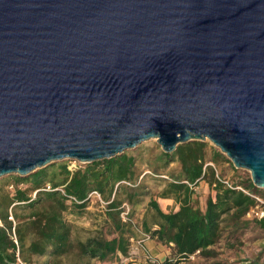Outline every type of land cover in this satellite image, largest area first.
Here are the masks:
<instances>
[{"label":"water","instance_id":"95a60500","mask_svg":"<svg viewBox=\"0 0 264 264\" xmlns=\"http://www.w3.org/2000/svg\"><path fill=\"white\" fill-rule=\"evenodd\" d=\"M150 138L264 189V0H0V177Z\"/></svg>","mask_w":264,"mask_h":264},{"label":"trees","instance_id":"16d2710c","mask_svg":"<svg viewBox=\"0 0 264 264\" xmlns=\"http://www.w3.org/2000/svg\"><path fill=\"white\" fill-rule=\"evenodd\" d=\"M207 147L204 140H190L178 144L174 152H161L159 156L164 163H179V172L170 174L171 180L159 193L162 198L174 199L177 208L165 211L156 199L151 198L141 227L158 242L171 246L172 257L165 258V263L186 257L196 250L202 255H212L211 247L220 241L226 227L237 226L254 204L242 189L264 195L249 177L228 186L208 164L218 162L220 152L212 151L208 160ZM119 156L89 162L84 168L73 171L62 162L56 164L57 168L55 165L41 167L25 177L15 175L13 193H0V264H16L17 251L22 262L32 255H49L52 259L68 253L74 242L72 227L65 214L82 213L91 191L99 192L108 201L105 215L114 235L106 238L101 232H95L82 241L77 240L80 254L101 261L118 254L127 257L130 240L136 233L131 222L120 218L118 203L112 194L117 182L130 179L133 158ZM200 180H205L213 191L206 198L203 209L198 205L194 190ZM19 183H28L29 186L18 188ZM46 184H50L49 190L42 189ZM30 191H36L34 197L29 195ZM67 196L77 201L67 202ZM129 197L131 199V194ZM15 205L30 209L26 217L15 221L17 244L12 238L13 222L8 219L9 209ZM255 222L264 230V218ZM26 240H29L27 244Z\"/></svg>","mask_w":264,"mask_h":264},{"label":"rangeland","instance_id":"374dc122","mask_svg":"<svg viewBox=\"0 0 264 264\" xmlns=\"http://www.w3.org/2000/svg\"><path fill=\"white\" fill-rule=\"evenodd\" d=\"M156 140V138L147 139L121 154L133 158V166L130 171L131 177L128 180L117 182L113 187L112 197L115 196V201L118 203L119 216L122 204L126 202L129 206V218L136 233V236L133 237L134 239L140 236L138 229H142L141 220L151 198L156 199L165 211L177 208V203L174 199L162 198L159 196V193L166 186L167 182L171 180L170 174H177L179 172V163L177 161L164 163V160H161L159 157L163 150ZM204 141L208 143V160L212 155V151L220 152L221 154L218 162L215 164L212 162L208 163L215 169L217 175L222 176L229 183L250 178L248 170L235 168L231 160L217 146L207 139ZM62 162L75 168H84L89 163L64 159L62 161L51 162L47 167L51 168L55 165V168H57L56 164ZM15 175L10 174L0 177V193H6L7 191L13 193L14 190L9 185H15V181L13 180ZM28 186V183H19L17 185L18 188L23 189ZM194 190L198 205L203 209L206 198L213 191L205 180H200L194 187ZM97 193L99 195L95 193L90 194L88 204L82 213L74 214L68 212L65 214L67 222L72 227V239L74 242V246L68 253L52 259L49 255H32L28 256L27 261H23L24 264H118L122 259H125L128 264H135L139 261V258L142 257V250L137 248L136 243L133 241L134 239L130 240L127 257L118 254L101 261L97 258H89L80 254L76 246L77 240L82 241L89 235L95 234V232H101L106 238H111L114 235L113 227L105 215L108 201L102 194ZM261 193L264 194V189H261ZM35 194L34 191H30L29 195L34 197ZM130 194L132 196L131 199L129 197ZM11 212L14 220L17 222L26 217L30 209H25L21 205H15L11 208ZM151 239L155 243L156 253L163 252L165 258L172 257L170 245L162 244L155 238ZM28 241L26 240V244ZM138 249L139 256H136L135 252ZM213 252L209 256L200 254L195 264H264V230L256 224L255 220H251L245 216L237 226L226 227Z\"/></svg>","mask_w":264,"mask_h":264},{"label":"built area","instance_id":"2783aa9c","mask_svg":"<svg viewBox=\"0 0 264 264\" xmlns=\"http://www.w3.org/2000/svg\"><path fill=\"white\" fill-rule=\"evenodd\" d=\"M68 169L70 171H73L74 169H76L75 167H71V166H67ZM228 186H230V183L225 180L224 181ZM9 187L11 189H15V185L14 184H10ZM240 189H242L241 187H239ZM42 189H46L49 190L50 189V185L47 184L45 188ZM60 191L65 195L64 191L62 190V188H59ZM245 193H247L248 195H250V197L254 200V204L248 209L247 213H246V217L251 219V220H260L264 218V195L258 194V193H254L248 190H244L242 189ZM36 193V191H34V194ZM97 194V191H91L88 194V198L90 197V194ZM71 201H77L74 197L72 196H67V202H71ZM120 217L123 221L127 222H131V219L129 218V206L128 204L125 202L122 204V208L120 211ZM8 219L11 220L13 222V228H12V238L13 241L15 242V244H17V238L14 232V225H15V220L13 218L12 212H11V207L9 209V215H8ZM1 224V221H0ZM137 230V228H136ZM140 236L136 239L131 238V240H133L136 245L137 248L142 250V257L140 258L139 261H137L135 264H195V261L197 259V257L201 254L200 250H196L194 253L186 256V257H182L179 259H171L169 260L167 263H165V259L164 260H160L159 258L153 256L148 248L146 247V243L151 240V235L150 233L144 232L142 229L139 230ZM139 249L137 252H135L136 256H139ZM16 264H24V262L21 261V259L18 256V251H17V259H16ZM118 264H128L126 262L125 259H122Z\"/></svg>","mask_w":264,"mask_h":264},{"label":"crops","instance_id":"0c3cea01","mask_svg":"<svg viewBox=\"0 0 264 264\" xmlns=\"http://www.w3.org/2000/svg\"><path fill=\"white\" fill-rule=\"evenodd\" d=\"M146 244H147V248H148L149 252H150L153 256L159 258L160 260H164V259H165V257L163 256V255H164L163 252L156 253L155 243H154V241H153L152 239L149 240ZM215 246H216V244H215L214 246H212L211 248L214 249ZM139 260H140V258H139Z\"/></svg>","mask_w":264,"mask_h":264}]
</instances>
